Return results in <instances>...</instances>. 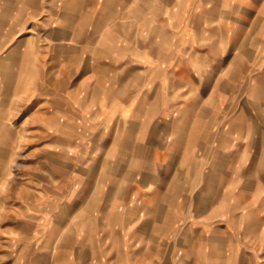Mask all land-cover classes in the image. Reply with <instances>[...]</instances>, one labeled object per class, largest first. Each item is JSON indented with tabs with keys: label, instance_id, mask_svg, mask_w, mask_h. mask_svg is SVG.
I'll return each mask as SVG.
<instances>
[{
	"label": "crops",
	"instance_id": "obj_1",
	"mask_svg": "<svg viewBox=\"0 0 264 264\" xmlns=\"http://www.w3.org/2000/svg\"><path fill=\"white\" fill-rule=\"evenodd\" d=\"M73 195L67 264H264V0H74Z\"/></svg>",
	"mask_w": 264,
	"mask_h": 264
},
{
	"label": "rangeland",
	"instance_id": "obj_2",
	"mask_svg": "<svg viewBox=\"0 0 264 264\" xmlns=\"http://www.w3.org/2000/svg\"><path fill=\"white\" fill-rule=\"evenodd\" d=\"M12 1L0 0V264H67L74 259V0H46L52 19L58 10L73 22L63 25L70 36L53 34L56 42L42 35L43 17L14 32ZM56 218L67 225L57 248L46 236Z\"/></svg>",
	"mask_w": 264,
	"mask_h": 264
},
{
	"label": "bare ground",
	"instance_id": "obj_3",
	"mask_svg": "<svg viewBox=\"0 0 264 264\" xmlns=\"http://www.w3.org/2000/svg\"><path fill=\"white\" fill-rule=\"evenodd\" d=\"M67 36V35H66Z\"/></svg>",
	"mask_w": 264,
	"mask_h": 264
}]
</instances>
